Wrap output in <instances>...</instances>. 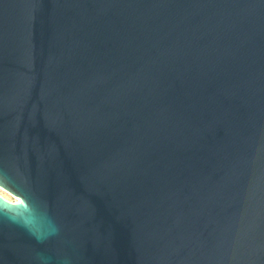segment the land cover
Listing matches in <instances>:
<instances>
[{"label": "water", "instance_id": "water-1", "mask_svg": "<svg viewBox=\"0 0 264 264\" xmlns=\"http://www.w3.org/2000/svg\"><path fill=\"white\" fill-rule=\"evenodd\" d=\"M0 264H264V0H0Z\"/></svg>", "mask_w": 264, "mask_h": 264}]
</instances>
